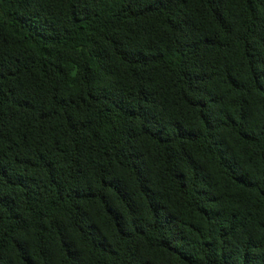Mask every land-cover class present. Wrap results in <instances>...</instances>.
<instances>
[{
  "label": "trees",
  "instance_id": "1",
  "mask_svg": "<svg viewBox=\"0 0 264 264\" xmlns=\"http://www.w3.org/2000/svg\"><path fill=\"white\" fill-rule=\"evenodd\" d=\"M0 264H264V0H0Z\"/></svg>",
  "mask_w": 264,
  "mask_h": 264
}]
</instances>
